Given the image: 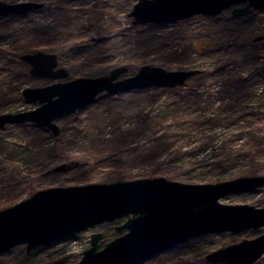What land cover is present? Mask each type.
Segmentation results:
<instances>
[{
	"label": "water",
	"instance_id": "95a60500",
	"mask_svg": "<svg viewBox=\"0 0 264 264\" xmlns=\"http://www.w3.org/2000/svg\"><path fill=\"white\" fill-rule=\"evenodd\" d=\"M43 7L38 2L0 3V18L26 16ZM230 10L235 18L264 12V0H138L128 14L133 26L167 25L196 16L217 17ZM264 35L253 38V43ZM34 78L57 81L41 88H24L30 111L0 114V130L9 125L31 124L59 135L55 121L90 105L99 95H117L144 89H175L199 70L168 72L142 66L131 77L120 79L127 68L108 76L64 81L68 74L58 67L55 54L20 55ZM70 169L68 165L54 172ZM264 187V176L240 177L217 184L187 185L164 178L138 179L109 184H87L37 191L27 199L0 211V253L25 245L27 253L37 247L76 236L120 219V237L102 248V235L90 237V248L75 264H144L188 240L210 234H238L264 227V208L224 205L230 195ZM264 256V234L218 249L206 256L209 264H255Z\"/></svg>",
	"mask_w": 264,
	"mask_h": 264
},
{
	"label": "rangeland",
	"instance_id": "374dc122",
	"mask_svg": "<svg viewBox=\"0 0 264 264\" xmlns=\"http://www.w3.org/2000/svg\"><path fill=\"white\" fill-rule=\"evenodd\" d=\"M23 2L42 3L45 8L40 14H36L35 12L41 9L28 14L29 17L26 19L0 20L2 48L5 49L4 47L8 46L14 37L34 30L37 28V25H42L43 27L59 26L51 34V37L56 35L59 37L61 35V40H64V43L61 44L58 41L44 43L41 44L40 47L25 54H32L35 52L55 54L58 67L64 69L68 74L67 78L64 80L65 82L78 78L94 79L108 76L112 70L121 67L127 68L128 71L120 79L135 75L142 66L159 67L168 72L188 71L195 67H199V70H205L207 68V63L201 59L197 53L203 51L208 45L207 40H209V44H213L214 42L219 43V41L210 40L214 38L212 34L220 33L224 26H227L228 30L231 32L229 35L230 41L235 42L237 45H241L243 42L253 43V38L262 34L264 35V12H256L249 15V17L235 18L231 15L230 10H228L222 12L217 17L196 16L188 21H180L167 25L146 24L160 27L156 30L159 32H156V36L160 38V45L156 44L149 48L142 46L144 47V51L143 53L140 51L142 56L140 57L138 66H125L123 64L124 60L119 54L115 55L108 51L111 46L114 45V42L112 43L111 40V35L117 32L113 24L119 25L120 30L130 29L133 25L132 18H129L128 14L138 0H56L51 2L0 0V3L5 4ZM114 15H116L114 18L115 22H111ZM2 19L7 18L3 17ZM248 19L250 21V30L245 32L238 31V23H245ZM90 25L93 28L89 32V36L84 40L77 41V43L86 42L89 37H97V42L101 39H105V41L97 44V48L94 51L97 52L96 55L75 58L73 52L67 49L68 46H65L66 39L68 37H76L80 31ZM146 25L134 27H140V31L146 34L147 28L144 29ZM174 35H176L175 38H173ZM209 36H211L210 39L208 38ZM91 44L92 43H90V45ZM253 44H257V48L264 47V41ZM223 45L225 44L223 43ZM175 46H180L181 51L188 48V51H190V53L192 52L191 56L187 58L181 53H178L174 50ZM92 54L93 53H91V55ZM187 54H189V52ZM193 61L196 62L195 65H192ZM237 72L241 73L242 76H246L240 69H236L232 71L236 78L238 77V75H235ZM204 77L208 76L201 75L192 79L190 78L186 81L184 88L198 86L200 84L199 81ZM54 82L57 81L34 78L29 75V77L24 78L22 90L24 88H41ZM206 87L207 86L204 85L203 89L201 87L199 88L201 90H206ZM130 93L131 92L117 95L101 94L98 97L110 96L113 99L105 98L106 100L101 101L102 106H98L99 111L96 109L98 107L90 108L55 121V124L60 130L57 137H53L46 129L36 126L41 128L44 132L43 135L40 134L42 137L39 141L45 148L54 147V141L60 139L59 136L61 131H66L65 138H67V148L65 149L64 155L69 161L63 160L61 156L56 155L53 151L47 153L49 159H47L48 161L45 163H49L47 164L46 170H50L47 175L36 173L37 162L30 159L31 157L25 149V146H28V142L32 137L37 135V132L34 130L23 127L24 125L31 124L9 125L5 127L8 128V130L5 128L4 131L0 130L2 133L0 139H3L0 142V170L5 169L3 172V181L18 182L20 179L27 180L28 177H31L34 180L32 182L34 193L49 188L114 183L115 181H113L112 177L104 178L101 175L93 174V172L92 176H90V173H88L89 170L86 169H77L74 171L73 168H70L63 172H54L53 170L61 165L73 166V164H76V166L79 167L80 164L84 162L85 154L83 151L87 146V142L85 143L84 139L86 138V132L88 134L86 127H91L93 119V124H95L96 129L101 128L98 124L102 125L101 123L104 122L99 119L108 113H129L128 108H131V114L126 113V117H131L138 114L137 107L140 106V102L148 100L165 101L168 100L167 98H173L168 94H161V92L147 94ZM174 94L176 96L180 95L179 92ZM245 101L243 106L250 108L247 113L260 110L264 112V83L256 84L252 89V95ZM37 106L38 104H26L23 102V99H21V101L11 100L6 111L0 112V114L30 111ZM236 117L237 116L231 117V115H227L229 122L233 125L236 123L233 127V131L230 128V135L231 133H237L238 127L246 126L249 119V117H246L237 123L235 122ZM96 129L93 131L95 132ZM254 131H256V129H254ZM203 135H196L194 138L195 142L185 145L183 151L192 152V150L198 148L197 146H199L200 143H209L206 152H200L189 157L183 156L182 162L165 161L169 158L163 156L161 161H165V163L160 168L156 169L153 175L154 177L143 178L144 175L148 176V174H144L145 170L140 168L139 170L135 167L127 170L129 175L133 178L131 180L164 178L168 181L187 185H204L232 181L240 177L264 176V151L262 152L261 158L257 161L256 166L253 165V167H250L245 161L229 163L224 161L225 159L223 156L225 155V151L219 147L225 139L229 140L230 138L227 135L226 128L212 126L210 129H207ZM74 136H77V138H74ZM209 137L212 139H208ZM260 138L264 141V132L260 133ZM243 140H245V138ZM29 171H31L30 175H28ZM103 171L110 170L105 169ZM85 173L86 177H83ZM120 173L122 174L121 170ZM86 180L88 182H84ZM28 197L27 192H25L22 194L20 200L15 202L14 200H10L9 193L2 191L0 188V211L14 206ZM220 203L224 205H248L263 209L264 187H260L253 192L224 197L220 200ZM125 221L126 219L123 218L114 222L103 223L92 230L70 237V239L66 238L47 246L37 247L29 253H27L25 245L14 247L6 252L0 253V264L78 263L82 258V253L90 248V237L92 234L99 233L102 235L101 247L103 248L106 243L125 233L116 232V228L124 224ZM262 234H264V227L258 230H244L238 234L222 233L200 236L183 242L169 251L160 253L144 264H209L206 261V256L208 254L218 249L237 244L243 240L254 239ZM257 264H264V256Z\"/></svg>",
	"mask_w": 264,
	"mask_h": 264
},
{
	"label": "trees",
	"instance_id": "16d2710c",
	"mask_svg": "<svg viewBox=\"0 0 264 264\" xmlns=\"http://www.w3.org/2000/svg\"><path fill=\"white\" fill-rule=\"evenodd\" d=\"M32 1L51 2L56 0ZM44 8L43 5L41 10L35 13H42ZM115 16L111 22H115ZM28 17L29 15L7 16L5 17L7 19L1 18L0 20L26 19ZM249 22V19L245 23L239 22L237 30L249 31ZM113 26L117 32L110 34L114 45L108 51L115 55L119 54L123 58L125 66L137 67L142 56L140 51L143 53L144 47L160 45V38L156 36V30L160 28L158 26L146 25L144 27V29L147 28L146 34L140 31V27L131 26L128 30H120L119 25L113 24ZM58 27L57 25L53 27L37 25L34 30L14 37L10 44L4 47L5 49L2 48V38L0 37V112L6 111L11 100L21 101L22 99L21 90L24 78L29 77V68L20 61V55L29 53L44 43L54 41L64 43V40H61V35L51 37V34ZM92 28L90 25L80 31L76 37L66 39L65 46H68L67 49L73 52L75 58L96 55L97 52L94 51L97 44L105 41V39H101L97 42V37H89L86 42L77 43V41L86 39ZM230 34L227 26H224L220 33L212 34L214 38L210 40L219 41V43L209 44V40H207L208 45L203 51L195 52L207 63L205 70H199V67L191 69L200 71L199 75L192 78L201 75L208 76L201 79L198 86L184 88L185 83L184 86L175 89L152 88L132 91L130 94L161 92V94H168L173 98H167L168 100L165 101L148 100L140 102V106L137 107L138 114L131 117H126L127 114H131V108H128L129 113H108L99 119L104 122L101 123L102 125L98 124L101 128L96 129L93 119L91 127H86L88 134L86 132L84 141L87 142V146L83 151L85 160L79 167L73 164L70 168H73L74 171L77 169L89 170L90 176L93 172V174L101 175L104 178L112 177L115 182L133 179L127 170L135 167L145 170L144 174H148V176L144 175L143 178L154 177L156 169L160 168L165 161L182 162L183 156L189 157L200 152H206L209 143H200L196 150L191 149L192 152H186L183 149L185 145L195 142L196 135L205 134V131L212 126L226 128L227 135L230 137L229 140L225 139L219 145L225 151L224 161L229 163L245 161L250 167L256 166L264 151V141L260 138V133L264 132V112L260 110L247 113L250 108L243 106V103L250 98L252 89L256 84L264 83V47L257 48V44L250 42L237 45L230 41ZM175 37L176 35L173 36V38ZM208 38L210 39L211 36ZM90 43L92 44L90 45ZM174 50L187 58L192 54L188 48L181 51L180 46H175ZM188 52L189 54H187ZM91 53L93 54L91 55ZM195 63L193 61L192 65ZM236 69H240L246 76L237 72L235 75L238 77L236 78L232 73ZM204 85L207 86L206 90H201L199 87L203 89ZM178 92L180 95L176 96L174 93ZM105 98L113 99L110 96L98 97L90 105L81 108L79 111L83 112L86 109L100 107L102 106L101 101L106 100ZM99 107L96 108L98 111ZM227 115L237 116L235 121L237 123L246 117L249 119L246 126H236L238 132L230 135V128L233 131L236 123L233 125L229 122ZM23 127L37 132V135L28 142V146H25L31 157L29 158L37 162L36 173L47 175L50 172V170H46L49 162L47 164L45 162L49 159L47 153L51 151L61 156L63 160L69 161L64 155L67 148L66 131H61L60 139L54 141V147L45 148L39 141L42 137L40 134L43 135L44 133L41 128L34 125H24ZM5 129L8 130V128ZM94 129H96L95 132ZM244 138L245 140H243ZM208 139L211 140L212 138L209 137ZM2 140L0 139V142ZM163 156L169 159L161 161ZM105 169L110 171H103ZM4 170H0V188L10 194V200L16 202L20 200L23 193L27 192L28 196L34 193L32 186L34 180L31 177H28L27 180L20 179L21 181L18 180V182H6L3 181ZM30 173L31 171L28 172V175ZM83 177H86V173Z\"/></svg>",
	"mask_w": 264,
	"mask_h": 264
},
{
	"label": "bare ground",
	"instance_id": "6f19581e",
	"mask_svg": "<svg viewBox=\"0 0 264 264\" xmlns=\"http://www.w3.org/2000/svg\"><path fill=\"white\" fill-rule=\"evenodd\" d=\"M74 237V236H73Z\"/></svg>",
	"mask_w": 264,
	"mask_h": 264
}]
</instances>
